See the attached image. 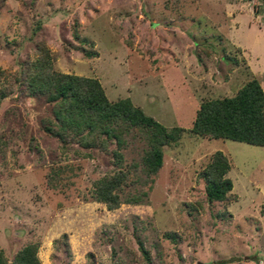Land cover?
I'll use <instances>...</instances> for the list:
<instances>
[{
  "label": "rangeland",
  "instance_id": "374dc122",
  "mask_svg": "<svg viewBox=\"0 0 264 264\" xmlns=\"http://www.w3.org/2000/svg\"><path fill=\"white\" fill-rule=\"evenodd\" d=\"M39 43L53 70L94 76L109 99L128 96L182 127L157 171L145 169L148 136L137 127L119 146L106 134L83 145L80 132L62 143L54 103L29 82ZM0 72L9 261L35 243L41 264H264V145L191 130L203 101L253 77L264 91V0H0ZM217 150L232 186L208 200L204 171ZM116 172L123 201L109 209L93 188Z\"/></svg>",
  "mask_w": 264,
  "mask_h": 264
},
{
  "label": "trees",
  "instance_id": "16d2710c",
  "mask_svg": "<svg viewBox=\"0 0 264 264\" xmlns=\"http://www.w3.org/2000/svg\"><path fill=\"white\" fill-rule=\"evenodd\" d=\"M38 51L29 82L34 90L47 92V99L54 103L53 117L59 128L55 134L62 143L65 145L68 141V132H80L83 145H91L94 136L106 134L119 146L125 142V133L131 127H137L148 136L149 148L143 157L145 169L149 173L157 171L163 161V145L176 141L182 127L168 128L145 113L128 96L109 99L94 76L53 70L52 53L44 43H39ZM0 94L4 95L3 92ZM46 129L51 131L52 127L46 126ZM191 130L210 137L264 145V91L259 80L255 77L249 79L232 96L203 101ZM115 152L120 159V152ZM228 168L226 157L217 150L204 171L208 200L226 197L232 186L230 179H223ZM124 178L123 172H116L98 179L93 188L94 197L105 202L109 209L117 207L123 201L117 188ZM125 200L136 202L140 197L132 195ZM142 251L147 254L143 247ZM36 253L37 245L27 243L9 261L0 249V264H41Z\"/></svg>",
  "mask_w": 264,
  "mask_h": 264
}]
</instances>
